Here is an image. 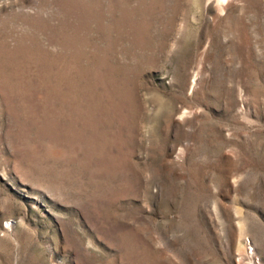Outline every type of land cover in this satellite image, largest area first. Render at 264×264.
<instances>
[{
    "label": "rangeland",
    "instance_id": "374dc122",
    "mask_svg": "<svg viewBox=\"0 0 264 264\" xmlns=\"http://www.w3.org/2000/svg\"><path fill=\"white\" fill-rule=\"evenodd\" d=\"M0 264H264V0H0Z\"/></svg>",
    "mask_w": 264,
    "mask_h": 264
}]
</instances>
